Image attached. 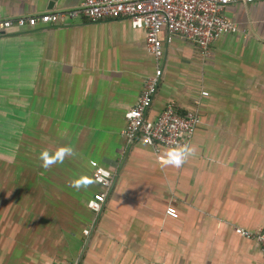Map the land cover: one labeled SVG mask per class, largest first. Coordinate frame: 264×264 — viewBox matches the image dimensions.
<instances>
[{"label": "crops", "instance_id": "obj_1", "mask_svg": "<svg viewBox=\"0 0 264 264\" xmlns=\"http://www.w3.org/2000/svg\"><path fill=\"white\" fill-rule=\"evenodd\" d=\"M82 3L0 0V20ZM226 15L240 33L210 57L180 37L164 44L148 118L174 104L201 119L180 167L123 135L156 71L145 29L81 20L0 35V264H264L262 246L236 233L264 228V0ZM62 148L72 154L42 166ZM91 161L115 177L99 214Z\"/></svg>", "mask_w": 264, "mask_h": 264}, {"label": "built area", "instance_id": "obj_2", "mask_svg": "<svg viewBox=\"0 0 264 264\" xmlns=\"http://www.w3.org/2000/svg\"><path fill=\"white\" fill-rule=\"evenodd\" d=\"M255 0H83L81 6L63 12L44 13L0 20V35L14 31H31L40 26L61 25L88 20L97 23L105 20H129L135 28L147 31V49L156 61L155 74L148 78L137 104L126 114L123 135L128 144L142 140L152 147L159 162L162 149L184 147L190 150L194 135L201 124L197 112L182 114L174 104L154 120L148 113L158 95L162 82L165 58V41L171 44L176 37L193 43L205 57H210L212 46L226 35L240 33L239 26L226 15L230 5L238 2L253 3ZM207 95V94H206ZM93 178L102 191L89 202L96 214L104 210L114 183V174L96 161H91ZM166 216L179 218L173 204L166 209ZM237 235L253 240L264 249V228L252 232L236 229ZM90 234L89 230L85 231ZM54 264H76L64 262Z\"/></svg>", "mask_w": 264, "mask_h": 264}, {"label": "clouds", "instance_id": "obj_3", "mask_svg": "<svg viewBox=\"0 0 264 264\" xmlns=\"http://www.w3.org/2000/svg\"><path fill=\"white\" fill-rule=\"evenodd\" d=\"M65 154H68V155L72 154V149L62 148L59 150V152L54 157L49 156L47 152L41 153L40 159L43 162L42 166L47 168L51 164L57 163V161L61 160ZM189 154H190L189 149L184 148V147H178L172 150L168 154V159L166 160V163L174 165L176 167H180ZM73 183H74V187L80 188L82 186H86L87 184L91 183V181L89 179L82 178V179L74 181Z\"/></svg>", "mask_w": 264, "mask_h": 264}]
</instances>
